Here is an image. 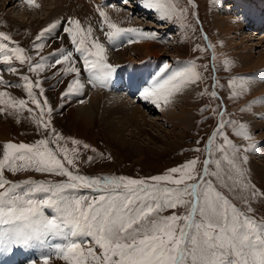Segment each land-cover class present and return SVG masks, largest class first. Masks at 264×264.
I'll return each mask as SVG.
<instances>
[{
  "label": "snow or ice",
  "instance_id": "6c2138e0",
  "mask_svg": "<svg viewBox=\"0 0 264 264\" xmlns=\"http://www.w3.org/2000/svg\"><path fill=\"white\" fill-rule=\"evenodd\" d=\"M26 3L38 6L36 0H26ZM143 6L159 12L161 21L172 19L177 14L176 6L169 5L167 0H144ZM97 11L103 22L101 31H104L103 25L107 26L104 35L110 44L115 45L130 34L155 39V33L119 27L109 21L100 7ZM179 14H183L182 9ZM67 23L72 26L63 27V33L74 50L61 47L48 57L41 56L36 62L24 48L15 45L9 35L0 32V64L8 66L0 68V85L22 87L39 112V123L49 133L48 137L33 144L9 142L3 145V158L0 159V249L12 252L16 248L38 247L42 250L38 258L40 264H49L52 256L66 264H264V223L250 218L220 190L236 193L243 188L256 195L255 189L248 188L246 183L241 185L234 178V172L240 174L236 154L242 149L224 131L234 123L231 119H224L226 109L219 110L220 122L207 139L204 148L207 158L203 160L202 168L198 167L200 161L197 157L168 169L165 174L146 179L88 177L70 170L69 166L76 168L79 153L76 147L69 148L62 143L66 138L50 127L54 109L45 96L42 81L22 75L24 83L13 85L6 83L2 75L4 71L9 74L19 72L13 66L14 61L20 66L27 62L28 72L37 76L46 65L55 68L67 64L69 66L62 68V73L74 75L61 93V99L67 100L70 96L81 95L85 88L80 79L81 70L75 67L78 57L87 74V83L92 87L108 88L117 66L108 62L105 45L92 37V27L85 31L79 20L71 18ZM56 28L57 24L44 28L36 36V41H42ZM63 38V35L56 37L58 40ZM203 38L207 40V34ZM134 42L131 38L127 40L129 44ZM34 47L39 55L44 44L36 43ZM194 50L206 51L199 46ZM48 61L52 63L48 64ZM202 67L206 71L208 65ZM202 79L203 75L194 61L175 71H170L169 63L165 62L140 95L145 101L160 107L161 103H171L170 98L174 94L198 85ZM237 80L241 81L238 85ZM229 87L244 89L247 78H234ZM209 95L212 99H220L215 90ZM0 105L25 108L26 101L12 99L8 92L0 91ZM27 111L32 112L33 109L28 108ZM205 111H209L207 106L201 109L202 113ZM212 111L215 113L217 109ZM234 132L237 136L251 139L242 124ZM218 140L222 142L217 143ZM70 144L79 146L81 142L71 139ZM83 147L88 149L89 145L84 144ZM193 150L200 151L199 148ZM229 152L232 158H229ZM88 160L91 161L92 157ZM225 162L226 166H223ZM5 169L14 174L34 170L66 177V180L58 183L30 180L11 183L4 178ZM80 188L91 189L97 195L73 194ZM178 206H186L189 210L183 216L159 215L164 209ZM46 210H51V213L46 214ZM57 239L61 242H55ZM26 264H37V261L31 259Z\"/></svg>",
  "mask_w": 264,
  "mask_h": 264
},
{
  "label": "rangeland",
  "instance_id": "374dc122",
  "mask_svg": "<svg viewBox=\"0 0 264 264\" xmlns=\"http://www.w3.org/2000/svg\"><path fill=\"white\" fill-rule=\"evenodd\" d=\"M3 1L0 0V32L9 35L15 45L24 48L33 58V62L38 61L41 56H50V54L61 47L65 50H74L69 38L63 33V27L72 26L67 23L69 20L67 15L60 17V21L58 20L56 23H53L57 24V28L51 34H46L42 41L37 42L35 39L44 28L51 25V23L44 24L43 17L47 15L48 8H53V0H47L38 5L37 9L29 8L25 12L21 7L29 6L26 0H11L12 2L7 6H5L6 4L2 6ZM105 2V8L107 6L118 7V10L129 12L131 15V17L124 15L120 20L114 18L111 21L112 23L117 24L119 27L136 28L156 34L155 39H143L130 34L129 37L122 38L121 41H117L113 45L108 42L104 35V31H107V29L97 31L99 34L103 33L102 36L97 35L98 33L93 31L92 37L99 39L105 45L106 49V46L112 45L113 51L117 49L120 52L119 58L115 57V55L111 57L108 49V54L106 53L108 62L117 66V72L111 81V83H115V86H112L111 90L116 91L118 84H120L119 87H124V83L126 84L132 79H135L141 73L147 74L145 80L150 79L165 62L169 63L170 71H175L187 62L194 61L198 71L202 73L203 79L198 85L191 87L192 94L190 96L192 97L189 96L191 99H188V103L186 104L189 109V118L191 121H189L187 127L173 129L170 123L176 121L165 120L163 114L149 107L151 113L145 112L144 115L148 122L155 125L145 126L147 139H144L143 136L132 138L135 144L134 146L139 143L143 147L141 151L135 152L134 147L129 142L128 135L125 137L123 143L118 142L110 136L111 132L106 123L100 119V115L95 118L97 119V123H90V126L86 125L87 127L89 126L86 131L75 126V121L78 122L79 120H76L77 117H75L74 121L69 110L76 105L74 103V97L76 95L74 97H68L67 100L61 99V93L66 90V85L74 78V75L65 76L61 71L62 68L68 67L69 65H57L55 68L46 65L45 70L37 76L36 73L28 72L27 62L24 66H20L18 62L14 61L13 66L17 67L19 72L17 74H9L7 71H4L2 73L4 81L13 85H22L24 83L21 79L22 75H29L33 80L40 79L42 81L41 86L45 90V96L54 109L50 127H54L56 133L62 134L66 138L62 143H66L69 148L76 147L79 153L76 168L69 166L70 170L74 174L88 177L124 176L134 179H146L151 176L165 174L168 169L180 166L197 157H199L200 161L198 167L202 168V162L207 158V152L204 151L207 139L220 122L219 110L226 109L224 119H231L234 123L229 125L224 131L227 133L229 139L239 149H242V151L236 154V163L240 169V174L234 172V178L241 185L246 183L248 188L255 189L256 195H251L248 189L243 188L238 189L236 193L229 192L227 189L220 190L229 197L230 201L236 207L245 212L250 218L259 223H264V181L261 174L254 169L252 164L253 160H258L255 159L254 151L255 153L257 151L252 149L253 145L263 147L262 150L264 153V130L257 129L251 118H249V114L253 112V99L258 98L262 94L263 91L260 88H264V84L262 86L258 84H247V87L244 88L247 92H249L250 86H255V91H260L253 96L245 95L243 91H240L241 89L239 87H229V82L237 77H246L247 81H264V72H261L264 71L262 69L264 67V57H262L264 50V0H167L169 5L176 6L177 14L172 19L166 21H161L159 19L160 13L153 10L151 11L156 13L157 16L155 18L148 17V13L136 8L137 4L135 0H127L125 5H122L123 0H116L115 2L113 0H105ZM112 3L114 5H111ZM257 3H262V7L257 8ZM180 9L183 10L182 15L179 14ZM3 14L11 16L13 19H6ZM226 14L232 16V19H225L227 26L232 25L234 29L237 26V21H240L243 25V30H235L230 34L226 32L221 33L217 30V25L214 23L213 17L218 15V17L224 18L227 16ZM242 14L248 16L253 14L255 17L258 16V18L253 19V21L248 18L246 22H242L240 20ZM197 17L199 23H197ZM14 18L17 20H14ZM231 20L235 23H231ZM254 20L258 21L257 26H254ZM80 24L85 31L88 27H91L81 22ZM58 25H60V28ZM204 34H207V40L203 38ZM61 35L64 36L63 39H56L57 36ZM129 38L136 42L127 44ZM9 43L10 46H13L11 42ZM36 43L44 44L43 49L39 50V55H37V50L34 47ZM208 45H211V47H208ZM197 46L206 49V51H195L194 49ZM214 47L217 49L216 52L213 51ZM242 49L248 52L250 51V55H253L255 60L261 57L263 62H255V66L242 67V60L236 59L233 56L235 52H239ZM51 63L52 61H48V64ZM130 65L135 68L136 74L129 76L131 73L129 71ZM203 65H208L206 71L202 67ZM7 67V65L0 64V68L6 69ZM75 67L81 70L80 78L83 80L82 76H87V74L84 72L83 63L78 57ZM239 83L241 81L237 80L236 84L238 85ZM213 85H215L214 89ZM212 90L217 91L220 97L219 100L210 97L209 94ZM0 91L8 92L12 99H25L26 101L25 108H9L5 105H0V108H3V111H0V159H2L3 145L5 143L33 144L40 139L48 137L49 133L44 129L43 124L39 123V112L31 104L22 87H6L5 85H0ZM36 91L38 92V89ZM233 94H235L234 98ZM8 98L5 97L4 99ZM62 104L63 107H61ZM161 104L160 107L164 110L163 113L172 114L175 107L171 110V107H168L169 104L167 106L165 105V107H163V103ZM140 105L142 106V104ZM206 106L209 108V111L202 113L201 109ZM28 108H32L33 111H27ZM212 109H217V112L214 113ZM208 117L212 118L208 119ZM247 120H250L252 123L250 124V121ZM241 124L251 137L250 140L235 135L234 129ZM71 139H78L81 144L79 146H73L70 144ZM197 141H200V143L197 144ZM220 142L222 141H217V143ZM84 144H88L89 148L85 149L83 147ZM50 146L55 147V145ZM196 148H199L200 151L193 150ZM88 157H92V160L89 161ZM229 158H232L231 152H229ZM223 166H226V162ZM4 178L11 183H23L28 180L45 183L51 181L63 182L66 180V177L38 173L34 170L21 171L14 174L7 169L4 171ZM69 191L72 192V190ZM73 194L87 195L89 197L97 195L91 189H86L85 191L77 189ZM249 208L251 211H249ZM188 210L186 206H178L175 209H164L159 215L161 217L172 214L183 216ZM50 213L51 210H46V214ZM55 242L61 241L57 239ZM24 248L29 249L31 247ZM24 248L22 252H24ZM34 248L38 250L37 256L35 257H33V247L26 250L24 254L20 253L21 264H26L31 259H35L37 264H40L38 258L42 250L38 247ZM11 253L13 254V251ZM29 253L32 256H29ZM13 255L15 256V254ZM18 257L20 258V256ZM49 264H66V262L56 256H52Z\"/></svg>",
  "mask_w": 264,
  "mask_h": 264
},
{
  "label": "bare ground",
  "instance_id": "6f19581e",
  "mask_svg": "<svg viewBox=\"0 0 264 264\" xmlns=\"http://www.w3.org/2000/svg\"><path fill=\"white\" fill-rule=\"evenodd\" d=\"M19 1H24V0H19ZM45 1H47V0H37L36 5H40L41 3H44ZM113 1L115 2L116 0H113ZM118 1H122V0H118ZM123 1L124 2L122 3V5H125V0H123ZM11 2H12L11 0H4L2 2V6L5 4H6L5 6H7ZM13 2H15V1H13ZM52 3L54 4L53 8H48L49 11H48L47 15L43 17L44 24L56 23L60 19V17L67 15V17H69L71 19L79 20L82 24L90 25L92 27L93 31L95 33H98L97 31L101 30L100 28L102 27L103 22H102V18L100 17V15L97 11V7H100L101 10L107 14L110 22L114 18H118V20H120L122 17H124V15L131 17L129 12H124L123 10H120V9L118 10L117 9L118 7L116 8V7L107 6L105 8L104 7V5L106 4L105 0H53ZM135 3L137 4L136 8L143 10L145 13H148V17H154L155 18L157 16L156 13H154L153 11H151V10H149L143 6L144 0H135ZM111 5H114V4L112 3ZM256 7L261 8L262 3H257ZM29 8L37 9L38 6L30 7V5H29L26 7H24V6L21 7V9H23L24 12ZM243 15H245V14H242V18L240 19L242 22H246L248 18L251 19L252 21H253V19L258 18V16L255 17V15H253V14H250V16H248V15L243 16ZM3 16L6 19H13V18H11V16H7L4 14H3ZM146 17H147V15H146ZM226 17L221 18V17H218V15H216V17H213L214 23L217 25V30H219L221 33L226 32V33L230 34L235 30L238 31L239 29H242L243 25L240 23V21H237V26H236V28L234 27V29H233L232 25L227 26V22H225V19L226 20L232 19V16L227 15ZM233 18H235V17H233ZM38 19H39V17H38ZM14 20H17V19L14 18ZM230 22L232 23L234 21L231 20ZM257 22L258 21L254 20V23H255L254 26L258 25ZM58 27L60 28V25H58ZM103 29H107V26L103 25ZM235 34H237V32H235ZM97 35L102 36L103 33L102 34L98 33ZM243 37H245V36H243ZM243 37H241V39H243ZM254 37H255V35H254ZM246 40H249V39H246ZM244 46H248V45H244ZM106 47L109 50V54L111 55V57L113 55H115V57H118V58L120 57V52L117 51V49L113 51L112 45L111 46L108 45ZM213 51L214 52L217 51L216 47H214ZM106 53L108 54V52H106ZM250 54H251L250 51L248 52V51L242 49L239 52H235L233 54V56H235L236 59L238 58L239 60L240 59L242 60V62H241L242 67L243 66L244 67L253 66V65L255 66V64H254L255 62L256 63L263 62L260 55H259L260 58H258L260 60H258V59L255 60L253 55H250ZM262 57H264V50L262 53ZM129 67H130L129 71L131 72L130 74H129V72H127L129 74V76L136 74L135 68H133L132 65H130ZM262 69H264V67ZM126 71H127V69H126ZM261 72H264V71H261ZM146 75L147 74H144V73L139 74V76L136 77L135 79H132L131 81H129L126 84L124 83V85H125L124 87H122V86L119 87L120 84H118V89H116V91L111 90V87L115 86L114 82H112L108 88H102L100 86L92 87L87 83L86 76L85 75L82 76L83 80H81V81H82V83L85 84V88H84L83 93L81 95H76L75 97L73 95V97L75 98L74 103L76 105L69 110L70 114L73 117L72 119L77 117L76 120H79L77 122L74 119L75 126H77V128L79 127L81 130L86 131V129H88V127L91 124L97 123V119H95V118L100 115L101 116L100 119H102L106 123V125L108 126V128L111 132L110 136L113 139L117 140L118 142L123 143L125 141V137H127V135H128L129 142L134 147L135 152L141 151L143 147H141V144H139V143H137L136 146H134L135 144H134V141L132 138H134L136 136H143L144 139H147L145 126L146 125H150V126L155 125L153 123L148 122V120L145 118V115H144L145 112L151 113V111H149V107H152V109H154V111L156 109L157 112L163 114L165 120L176 121V122L170 123V126L173 127V129L180 128V127H182V128L187 127V125L189 124V121H191L189 118L190 117L189 109L186 106V104L188 103L187 102L188 99H191V98H189V96L192 94L191 88H187L186 90L182 91L181 93H179L177 95L174 94V96L172 98H170L172 102L169 103L168 107H171V110L173 107H175V109H173L172 114H165V113H163L164 110H162L161 107L155 108V105L153 103H151L150 101H145L144 99H142V97L140 95V91L144 87H146L148 84H150V82H151L150 77H149L150 79L145 80ZM126 77H128V76H126ZM247 84H258L259 86H262L264 84V81L256 82L255 80H248ZM260 90H262L263 92H262V94H260V96L258 98L253 99V102H252L254 105L252 108L253 112L251 114H249V118H251V120L255 124V127H257V129H263L264 130V102H262V101H264V88L262 87V88H260ZM240 91H243L245 95L247 94L250 96L256 95L260 92V91L259 92L255 91V86L254 87L250 86L249 92H247L245 89H241ZM190 97H192V96H190ZM81 100H83V103L80 102ZM140 104H142V106ZM145 107H146V109H144ZM163 107H165V105ZM156 118H158V117H156ZM247 121H250V120H247ZM155 122H156V120H155ZM251 123L252 122L250 121V124ZM250 124H249V128H250ZM86 125H89V126L87 127ZM161 125H162V123H161ZM128 127H129V129H128ZM247 130H250V129H247ZM138 138H141V137H138ZM252 149L257 151V153H255V151H254V154H255V159H258V160L252 161L253 167H254V169H256L261 174L262 179L264 181V153L262 150L263 147H257L255 145H253ZM31 248H29V249H31ZM29 249L24 248V252H22L23 248H16V250L13 251V254H15V256L11 252H3V250H0V264H16V262H17V264H21L20 253L24 254L25 251L29 250ZM33 250H34L33 257H35V256H37L38 250L35 249L34 247H33ZM29 254H30L29 256H32L31 253H29ZM18 256H20V258ZM22 260H23V258H22Z\"/></svg>",
  "mask_w": 264,
  "mask_h": 264
}]
</instances>
